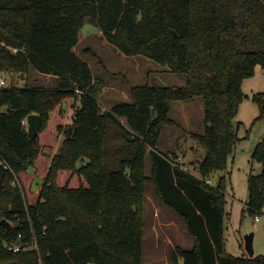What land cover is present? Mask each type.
<instances>
[{"label":"trees","instance_id":"trees-1","mask_svg":"<svg viewBox=\"0 0 264 264\" xmlns=\"http://www.w3.org/2000/svg\"><path fill=\"white\" fill-rule=\"evenodd\" d=\"M88 21L126 56L184 73L185 84L131 85L129 99L102 107L104 70L95 74L76 50ZM257 65L264 68V0H0V74L35 67L55 78L50 87L0 85V264H143L149 183L194 241L173 250L175 262L264 264V254L229 252L225 236L235 117ZM195 97L205 128L191 137L205 156L190 170L158 142L165 127H182L173 101ZM263 98L253 96L254 121L264 118ZM31 113L42 118L35 138ZM252 158L262 165L248 175L255 216L264 211V137ZM216 170L225 173L208 181ZM20 241L32 247L13 251Z\"/></svg>","mask_w":264,"mask_h":264},{"label":"rangeland","instance_id":"rangeland-1","mask_svg":"<svg viewBox=\"0 0 264 264\" xmlns=\"http://www.w3.org/2000/svg\"><path fill=\"white\" fill-rule=\"evenodd\" d=\"M88 47L94 50V55L85 51ZM76 50L90 62L95 74L104 70L107 86L105 85L104 93L100 95L102 107H111L117 101L129 99L131 85L147 83L182 85L180 78H185L186 82L187 77L184 73L171 72L143 55L126 56L107 42L99 27L89 21L82 28ZM1 75L5 78L6 85L27 84L45 87L55 85L54 77L46 76L35 67L31 68L28 75L22 73ZM242 88L244 98L235 117V123L240 125L238 130L240 141L229 157L227 170L230 181L226 192L229 213L225 224V236L229 252L234 255L250 256L243 246L244 242L241 245V240L251 231L255 234L254 255L264 254V211L260 214V221H256L255 216H251L247 211L248 175L257 174L262 168L261 163L252 158L254 148L264 137V118L254 121L261 113V106L253 99L255 94L264 92V68L261 65L256 66L253 76L243 80ZM73 111L72 107L67 115V124L71 121ZM171 115L182 124V127H165L158 147L171 155L176 154L180 163L193 170L205 156V149L191 137V132H204L203 99L195 97L192 100H174ZM26 127L28 128L27 120ZM64 137L63 131L60 142ZM83 160L85 159L80 160L78 164L81 165ZM146 162L149 173L151 167L149 157ZM111 165L115 167V163ZM223 173L225 172L222 170H216L210 181L216 183ZM41 181L37 178L34 188H37ZM144 223L143 264H180L171 258V254L178 246L191 247L193 238L188 233L184 220L161 203L151 183L146 189Z\"/></svg>","mask_w":264,"mask_h":264},{"label":"water","instance_id":"water-1","mask_svg":"<svg viewBox=\"0 0 264 264\" xmlns=\"http://www.w3.org/2000/svg\"><path fill=\"white\" fill-rule=\"evenodd\" d=\"M263 106H264V98H263ZM27 123H28V136L30 138H35L38 134L41 124H42V118L41 115L38 113H31L27 117ZM72 127L67 128V137H70L72 134ZM6 222V219L1 220V223ZM254 232H248L244 235V246L245 249L248 251L249 255L252 257L254 256V247H253V240H254ZM14 262H6L4 264H13Z\"/></svg>","mask_w":264,"mask_h":264},{"label":"built area","instance_id":"built-area-1","mask_svg":"<svg viewBox=\"0 0 264 264\" xmlns=\"http://www.w3.org/2000/svg\"><path fill=\"white\" fill-rule=\"evenodd\" d=\"M0 85H6V80H5V78H3V76L1 74H0ZM208 181H210V179ZM254 218H255L256 221H260L261 220V215L257 214V215H255ZM20 237H21V235L19 236V238ZM31 247H32L31 243H29L27 241H20V242H16V243H11L10 244V248L13 251L28 250Z\"/></svg>","mask_w":264,"mask_h":264},{"label":"crops","instance_id":"crops-1","mask_svg":"<svg viewBox=\"0 0 264 264\" xmlns=\"http://www.w3.org/2000/svg\"><path fill=\"white\" fill-rule=\"evenodd\" d=\"M46 76H48V77H53V75H51V74H46ZM180 82H181V84H185V78H180ZM106 86H107V85H106ZM106 86H105V87H106ZM105 87H104V88H105ZM104 88H103V89H104ZM103 93H104V90H103L102 94H103ZM104 108H109V107H104ZM214 172H215V171H214ZM214 172H213V173H214ZM213 173H212V174H213ZM228 213H229V211H228ZM243 242H244V238H243ZM243 246H244V245H243ZM243 246H242V247H243ZM242 255H243V254H242Z\"/></svg>","mask_w":264,"mask_h":264}]
</instances>
